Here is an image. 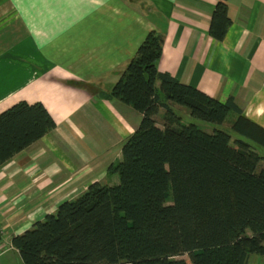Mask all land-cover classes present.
<instances>
[{"label": "crops", "instance_id": "0c3cea01", "mask_svg": "<svg viewBox=\"0 0 264 264\" xmlns=\"http://www.w3.org/2000/svg\"><path fill=\"white\" fill-rule=\"evenodd\" d=\"M218 1L0 0V113L40 102L55 121L0 166V256L61 201L117 182L110 166L141 114L107 93L151 30L163 36L159 71L232 98L264 128V0H224L222 40L208 32Z\"/></svg>", "mask_w": 264, "mask_h": 264}, {"label": "trees", "instance_id": "16d2710c", "mask_svg": "<svg viewBox=\"0 0 264 264\" xmlns=\"http://www.w3.org/2000/svg\"><path fill=\"white\" fill-rule=\"evenodd\" d=\"M230 24L219 0L209 35L222 40ZM162 46L163 36L149 31L107 93L141 114L110 166L118 181L90 183L13 235L23 264H246L264 255V155L224 130L183 123L175 105L215 124L232 114L231 129L261 147L264 128L232 98L159 71ZM54 127L40 102L2 111L0 166Z\"/></svg>", "mask_w": 264, "mask_h": 264}, {"label": "rangeland", "instance_id": "374dc122", "mask_svg": "<svg viewBox=\"0 0 264 264\" xmlns=\"http://www.w3.org/2000/svg\"><path fill=\"white\" fill-rule=\"evenodd\" d=\"M3 23H1V24H3ZM175 111L181 115L182 121L185 124L194 123L199 128H202L208 132L212 131L215 128L224 130L231 135L232 140L239 138V139H242L244 141H247V142L251 143L252 145H255L257 148V151L260 154L264 155V147H261V146L254 144L251 140L245 138L244 136L236 133L234 130L231 129L230 120L232 119V114H229L223 123L215 124V123L207 122V121L192 117L189 114L188 110L185 107L180 106V105H175ZM157 121L160 123V121H161L160 115H158ZM116 162H118V161H116ZM260 163L264 165L263 161H261ZM117 179H118V177H117ZM0 263L1 264H23L19 253L14 248H9L0 256ZM246 264H264V255L250 254L248 256Z\"/></svg>", "mask_w": 264, "mask_h": 264}]
</instances>
